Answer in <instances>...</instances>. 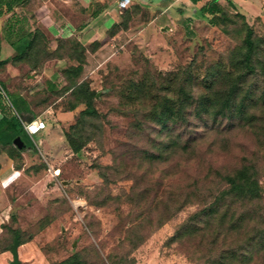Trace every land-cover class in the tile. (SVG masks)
<instances>
[{"label": "rangeland", "instance_id": "374dc122", "mask_svg": "<svg viewBox=\"0 0 264 264\" xmlns=\"http://www.w3.org/2000/svg\"><path fill=\"white\" fill-rule=\"evenodd\" d=\"M182 1H174L167 15L158 16L149 5L133 10L128 29L106 37L94 51L93 41L70 28L46 33V44L15 61V45L26 35L16 33L10 38L20 39L6 38L0 45V58L9 60L0 70V83L15 120L22 117L25 98L35 117L52 129L74 122L83 106L70 109L74 99L66 86L73 72L67 70L79 63V81L96 93L94 107L100 113V118L86 121L82 134L89 139L79 153L73 154L64 140L66 153H56L57 146L44 156L36 152L34 164L41 169L30 177L17 173L10 180L11 207L1 217L3 223L36 234L53 225L50 235L43 233L38 243L33 240L20 249L26 264H54L92 246L128 264H230V259H217L227 250L246 254L232 264H264V238L257 231L264 229V102H252L248 121L227 130L199 127L196 141L186 150L162 146L164 135L150 121L141 131L136 128L139 119L149 120L165 96L175 97L181 84L195 95L220 97L246 25L264 43V8L257 2L231 0L234 6L218 0L222 11L218 26H212V16L200 9L209 0L184 9L185 15L177 12ZM67 15L78 24L91 19L90 14L79 19ZM204 76L214 80L208 90ZM40 138L41 132L35 145L42 149ZM251 163L261 191L255 201L259 210L252 217L246 212L249 206L239 203L215 241L208 234L215 225L176 233L192 210L226 188L218 173H234ZM243 213L242 223H232ZM131 226L138 227L135 235L145 237L136 249L127 238Z\"/></svg>", "mask_w": 264, "mask_h": 264}, {"label": "trees", "instance_id": "16d2710c", "mask_svg": "<svg viewBox=\"0 0 264 264\" xmlns=\"http://www.w3.org/2000/svg\"><path fill=\"white\" fill-rule=\"evenodd\" d=\"M201 0H185L182 7L177 8L179 14L184 13V9L194 8ZM218 0H209L200 9L203 13L212 16L211 25L218 26L221 12V6ZM229 3L235 4L228 0ZM142 7L135 3L130 7L122 10L118 15V20L113 22L106 31L108 39L115 37L118 33L128 29L131 21L133 10H139ZM13 9L12 0H0V16L11 12ZM46 42L45 34L39 29L29 32L18 44L15 45L17 54L12 57L11 61L29 55L33 51L38 50L40 44ZM46 44V43H45ZM99 41H93L90 44L91 51L100 46ZM84 47L81 52L84 54ZM81 53V54H82ZM9 62V60H0V65ZM82 63L68 68L67 72H73L69 76V84L66 90L70 91L73 97V104L70 109L77 106H83L82 110L77 114L74 122L63 126L62 133L68 143L73 154L81 151L82 147L87 143L88 139H83L82 132L85 129V123L88 120H96L100 118V113L94 107V98L96 93L90 90L88 84L83 80L79 81L81 72L83 71ZM230 71H226L228 78V86L221 92L220 97L212 98L210 95L198 94L187 89L184 84L178 86L177 95L173 98L165 96L163 100L156 106L147 119H139L136 128L141 131L147 122L156 125L160 135H164L160 144L164 147L180 146L182 149H188L197 139V130L203 127L207 130L232 128L241 121H248L245 118L250 104L255 101L264 102V43L256 38L252 27L246 25L242 45L235 50L230 58ZM213 78L204 76L203 86L210 89L213 85ZM258 91V92H257ZM4 89L0 83V98ZM20 121L15 120L8 109L2 112L0 117V153L6 154L13 160L15 169H20L19 149L13 140L19 137L26 145L25 137L29 136L27 132L19 126ZM34 171L41 169L40 165L32 167ZM225 183L223 190L212 194L209 200H205L204 204L191 211V214L180 224L176 233L178 235L184 233L201 232L209 230L208 234L212 236L213 241L216 240L219 228L223 221H231L235 213L237 204L242 203L243 206H249L246 211L249 217L256 213L259 208L255 205V201L261 197L259 180L257 178V170L253 163L243 164L236 172L221 176ZM12 222L16 221L15 214L10 215ZM245 215L239 214L232 223H242ZM1 224L0 237V253L10 252L12 260L10 264H20L18 249L22 245L29 243L36 233H30L20 227H13L10 223ZM137 226H131L127 231V238L132 249L145 240L134 233ZM41 229L40 231H42ZM39 231V232H40ZM260 238H264V229L257 230ZM257 233V232H256ZM93 248H83L73 252L67 258L54 264H128L122 258L114 255H104L95 246ZM245 252L238 250H227L225 253H218L217 259H230V264L237 259L244 258ZM222 263V262H221Z\"/></svg>", "mask_w": 264, "mask_h": 264}, {"label": "crops", "instance_id": "0c3cea01", "mask_svg": "<svg viewBox=\"0 0 264 264\" xmlns=\"http://www.w3.org/2000/svg\"><path fill=\"white\" fill-rule=\"evenodd\" d=\"M13 9L11 12L0 16V45L6 42V38L10 41H15V39H20V36H15L16 33H21V35H27L29 32L39 29L44 34L48 32H53L56 30H62L63 28H70L71 30H78L83 38L87 37L91 41H103L106 36L107 29L111 24L118 20V14L121 9H126L131 5L137 3L142 7L152 6L155 7L157 15H167V12L172 10V5L176 0H12ZM185 0L182 1V3ZM237 2V0H234ZM252 1V0H251ZM256 6L264 8V0H253ZM181 3V5H182ZM238 3V2H237ZM198 4V3H197ZM179 7L178 6H174ZM182 7V6H181ZM196 7V6H195ZM194 7V8H195ZM188 9V10H193ZM74 15L76 18H81L85 14H90L91 19L86 22H73L68 18V12ZM185 11V10H184ZM186 12L183 13L185 15ZM182 15V14H181ZM3 54V48L0 47V56ZM1 60L5 59L3 57ZM8 67V63L0 65V70ZM21 96L20 94H18ZM5 92H3L0 98V117L2 112L7 109L5 102ZM22 97V96H21ZM24 108L23 114L20 118L19 126H22L21 121L27 123L33 119H36L34 112L30 109L29 100L23 98ZM41 119V118H40ZM52 126L49 122L46 123V128L41 131V146L39 149L35 144V136H27L26 145L22 142V147L18 148L20 156V169H15L13 160L6 154V152L0 153V224L2 223L1 217L6 215L10 209L11 198L9 197V191L11 192L10 180L17 173H23V175L30 177L34 169L32 167L35 165L36 152L41 156L50 153L56 146V153H66V144L63 142L65 140L62 130L60 128H51ZM14 141V140H13ZM55 150V149H54ZM58 155V154H57ZM56 155V156H57ZM53 225L43 229L38 234H36L33 239L18 249V256L20 264H26L24 262L23 255L20 251L21 248L29 246L33 240L38 243V237L43 233L49 234L52 232ZM1 231V226H0ZM50 235V234H49ZM45 239V238H44ZM68 257V256H67ZM66 257V258H67ZM65 259V258H64ZM12 260V254L8 251L0 253V264L10 263ZM61 261V260H60ZM32 264V263H27Z\"/></svg>", "mask_w": 264, "mask_h": 264}, {"label": "built area", "instance_id": "2783aa9c", "mask_svg": "<svg viewBox=\"0 0 264 264\" xmlns=\"http://www.w3.org/2000/svg\"><path fill=\"white\" fill-rule=\"evenodd\" d=\"M21 124L24 130L27 132V134L31 137L39 134L41 131H43L46 128L45 121L40 118L33 119L27 123L21 121Z\"/></svg>", "mask_w": 264, "mask_h": 264}, {"label": "water", "instance_id": "95a60500", "mask_svg": "<svg viewBox=\"0 0 264 264\" xmlns=\"http://www.w3.org/2000/svg\"><path fill=\"white\" fill-rule=\"evenodd\" d=\"M13 142L18 148L22 147V142L19 137H16Z\"/></svg>", "mask_w": 264, "mask_h": 264}]
</instances>
